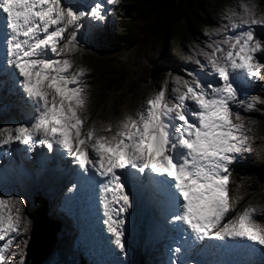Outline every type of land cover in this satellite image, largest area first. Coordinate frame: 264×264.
Instances as JSON below:
<instances>
[{"label":"snow or ice","instance_id":"1","mask_svg":"<svg viewBox=\"0 0 264 264\" xmlns=\"http://www.w3.org/2000/svg\"><path fill=\"white\" fill-rule=\"evenodd\" d=\"M119 4L0 0V108L23 116L0 126V149H46L45 158L62 166L65 200L96 207L109 255H127L128 222L147 199L172 233L165 264H202L193 254L208 248L264 256V205L237 208L242 181L232 184L235 164L252 151L245 119L255 121L242 112L264 106L247 93L264 87V12L254 0L227 6L185 56L194 67L165 76L123 118L98 121L89 111V69L73 57L103 41ZM24 205L0 195V264H24L16 241L31 225Z\"/></svg>","mask_w":264,"mask_h":264},{"label":"trees","instance_id":"2","mask_svg":"<svg viewBox=\"0 0 264 264\" xmlns=\"http://www.w3.org/2000/svg\"><path fill=\"white\" fill-rule=\"evenodd\" d=\"M254 2L258 6L257 12H264L260 11L264 0ZM236 4L237 0H130L123 6L124 15L107 26L101 43L111 50L133 48L134 63L122 66L107 57H96L87 52L80 57V64L92 68L86 78L90 86L91 116L98 121H106V98L112 93L118 96L113 106L114 114L118 116L126 101H143L148 96L146 92L151 90L154 93L167 76L164 70L168 69L169 74H183L182 68L194 67L186 64L184 59L190 48L205 42V31H211L218 25L227 6ZM161 63H166V69ZM19 117V111L10 106L0 114V126ZM259 166L264 168V157ZM26 205L25 202L24 208ZM52 212L56 213L55 207L48 209V215L53 220ZM62 232L56 246L41 264H51L55 257L56 264L72 263L68 251L71 237L69 233ZM22 249L25 250V247Z\"/></svg>","mask_w":264,"mask_h":264},{"label":"rangeland","instance_id":"3","mask_svg":"<svg viewBox=\"0 0 264 264\" xmlns=\"http://www.w3.org/2000/svg\"><path fill=\"white\" fill-rule=\"evenodd\" d=\"M130 0H120V4L116 6L115 11L107 16L106 23H104L103 27L106 31L107 26L110 24V22H113L115 18L120 17L121 15H124V9L123 6L128 4ZM260 11H264V7H261ZM93 53L96 57H107L108 59L114 61V63L122 66H130L135 61V51L133 48L128 50H111L109 47H107L103 43L98 44H91V45H82L81 50L74 55V59L77 60V62L80 61V57L84 53ZM162 68L166 69L167 65L166 63H161ZM92 69V68H88ZM93 71V70H92ZM166 75L169 74V70L166 69ZM264 88L261 86V83H257L255 86L248 88L247 93L248 95L252 96H261L262 99H264V93L261 92L259 89ZM147 95H151L153 92L149 90V92H146ZM1 95V94H0ZM118 99L117 94H110L106 98L107 107L105 112V118L106 121H112L114 122L117 118H123V116L126 114L127 111H131L138 107L142 101H137L136 99H130L126 101V104L122 106L119 110L118 116L114 114L113 106H115V101ZM11 106V105H10ZM9 106V107H10ZM7 108H0V114L6 112ZM19 111V110H18ZM20 117L16 120H11L8 124H14L16 122H20L23 120V116L21 112L19 111ZM245 117H250L252 120L255 121V123L250 124L248 122V119H245V126L249 128L252 131L255 132V136L249 133L250 138L251 137H257L260 141H257L256 144L254 143L252 147V151L250 154H244L243 157L235 164L233 168V176H232V184L235 187L236 181L241 180L242 183L238 188H236V193L238 195H241L242 197L246 198L247 200L240 205L241 207L246 204L250 203L252 205H263L264 204V168L259 166L260 160L264 157V106L257 105V108L255 111L251 113H243ZM5 124V123H4ZM3 124V125H4ZM2 125V126H3ZM22 147V146H20ZM6 152V153H5ZM3 151L5 153V157L8 159V163H13L14 160L10 155H8L7 152L9 151ZM27 159V157H25ZM15 159V158H14ZM3 160V159H2ZM0 160V164L4 163V160ZM11 160V161H10ZM16 160V159H15ZM30 160V159H27ZM33 164L34 169L36 170V165L33 162V160L30 161ZM20 175L21 181H19L17 178H13L14 187L10 189L6 194H0V195H16L20 196L25 199V202L27 203L26 207L24 208L25 214L31 218L30 209L34 210L36 208V204L38 201L45 199L46 200V207L49 209V207H54L55 210L59 211V213H54V216L57 214L65 219V222L67 224V228H64V225L60 224V228L68 233L70 235V241H69V254L70 258L72 260V263L70 264H108V262H115L116 260H123L126 262V264H165V262L168 259V247L171 246L169 243L172 241V233L161 231V233L157 237H152L151 241L149 243H143L140 241L137 237H127L125 238L126 244L128 247V253L124 257H116L112 256L108 257V254H104L102 251L100 254L99 249L95 251H91L92 249H89V251L85 248L87 245V242H85V239L83 240V248L81 250L76 245L75 241V233H80L73 221L72 216L67 212V210H64L61 205L64 203V196H66V192H60L59 196L54 193L56 190L61 187H59L58 184H46L48 187H46L45 183H43V186L46 188V190H43L42 188L38 190H32L31 186L28 184L31 179L34 180L32 176L31 169L27 171V169ZM37 171V170H36ZM38 174V171L37 173ZM35 174V175H36ZM19 176V177H20ZM23 176V178H22ZM21 184H26L28 187L27 189H20ZM66 184V182H64ZM56 185V186H55ZM20 187V188H19ZM24 187V186H23ZM48 188V189H47ZM62 191V190H61ZM63 193V194H62ZM260 203V204H259ZM52 215V214H51ZM59 216V218H60ZM61 219V218H60ZM58 225V224H57ZM59 227V225H58ZM74 229V230H73ZM132 230L135 229V227H131ZM29 233H31V225L30 229L27 233H25L22 237H17L16 241L21 242V248L26 247ZM63 232L58 231L57 236L59 238L61 237V234ZM71 233V234H70ZM65 234V233H64ZM74 237V238H73ZM80 239V238H79ZM15 246V245H13ZM175 245L173 244L172 247ZM79 249V251H78ZM95 249V248H94ZM23 250V249H22ZM90 252V253H88ZM24 254V262H25V250H23ZM57 263V257L53 260L51 264ZM69 264V263H68Z\"/></svg>","mask_w":264,"mask_h":264},{"label":"bare ground","instance_id":"4","mask_svg":"<svg viewBox=\"0 0 264 264\" xmlns=\"http://www.w3.org/2000/svg\"><path fill=\"white\" fill-rule=\"evenodd\" d=\"M261 92H263L264 93V88H260L259 89ZM255 132L256 131H252V130H250V134H252V135H254L255 136ZM251 137L250 138V136H249V143L251 144V146L255 143L256 144V142L257 141H260L259 140V138H257V137ZM264 140V139H263ZM23 147V146H22ZM22 147H20V145H17V144H14L13 146H12V148L11 149H8L7 148V146H5L3 149H0V154L1 153H3V151L5 152V151H12L13 152V154L11 155V157H12V159L14 160V162L13 163H11V164H9L8 162H7V158L4 160V163L2 164V166H1V168H3V170H4V175L10 180V181H13V178L15 179V178H17L19 181H21L20 179H21V174H22V170H26L27 169V171L29 170V169H31V171H29L30 173H32V175H34V176H32L33 178L36 176V181L35 180H33V179H31V181H29V185L31 186V189L32 190H35V187L36 186H40V189L42 188V186L41 185H38V184H43V183H45V185L46 184H48L49 186H50V184L49 183H53V184H58L59 185V187H61L60 189L58 188L57 190H56V192L54 193V195L56 194L57 196H59V194H60V192H63L64 193V191H65V184H64V182H66L65 180H64V178H63V169H62V166H60V165H56V166H53V164H52V162H50V161H47V166H46V171H47V173H46V175H43V174H36L37 173V171L34 169V167H33V164L30 162L31 160H27L25 157H26V153H24V152H22V151H19L18 149H21ZM37 151H39V152H41L42 153V150L39 148V146H37L36 148H35ZM40 153V154H41ZM16 160H15V159ZM45 158V157H44ZM11 161V160H10ZM36 174V175H35ZM22 175H24V172H23V174ZM20 176V177H19ZM22 178H23V176H22ZM7 179V180H8ZM2 182H4V181H2ZM22 182V181H21ZM14 183V182H13ZM52 184V185H53ZM24 186V187H23ZM27 185L26 184H21V188L20 189H27L28 187H26ZM56 186V185H55ZM14 187V186H13ZM46 187H48L47 185H46ZM49 188V187H48ZM47 188V189H48ZM43 190H46V188L43 186V188H42ZM62 190V191H61ZM62 193V194H63ZM0 194H2V193H0ZM67 195V194H66ZM41 201V200H40ZM240 204V202L237 204V208H240V207H238V205ZM55 207V206H54ZM141 209H140V211L142 212L143 211V213H144V215H145V218H146V220L148 221V226H146V225H144L143 223H140L138 226H136V227H141L142 228V232H141V234L139 235V236H136L137 238H139L140 239V241L141 242H143L144 244L146 243H149L150 241H151V239H152V237H157L160 233H161V231H165V232H167L168 233V231L167 230H165L164 228H162L161 226H160V223H159V221H158V216H157V214L155 213V211H154V209H153V206H152V204H151V202L150 201H148L147 199L143 202V203H141ZM56 213H59V211H56ZM59 216H60V214L59 215H55L54 216V218H53V221L56 223V224H58L59 225V229H60V231L62 232V231H64L63 230V228L61 229L60 227V224H61V222L60 221H62V224L64 225V228L66 229L67 228V224H66V222H65V219L63 218V217H61L60 216V218H59ZM60 220V221H59ZM61 224V225H62ZM64 232H66V230L64 231ZM89 237V239H90V241L92 242H89L88 243V241L85 239V238H83V237H81L80 239H78L79 241H78V244L80 245V248H83L82 246H84L83 245V240L85 239V242H87V245L85 246V248L89 251V249H94L97 245H99V238H98V236H97V234H95V233H92L91 235H89L88 236ZM171 246L173 245L172 244V241H170V243H169ZM82 245V246H81ZM81 250V249H80ZM216 251V249L215 248H208L207 250H204V253H211V252H215ZM203 253V254H204ZM234 254H231V261L234 263V264H241V262H245V264H264V261L262 260V258L260 257V255H258L257 253H254V254H245V253H243L242 255H238V253L237 252H233ZM108 254V253H107ZM109 255V254H108ZM108 257H111V255H109ZM210 259H212V257H210L209 258V261H207L209 264H212V263H210L211 262V260ZM207 260V259H206ZM225 259L222 257V256H219L218 257V263L219 264H226V262L224 261ZM207 263V264H208ZM214 264H216V262L214 263Z\"/></svg>","mask_w":264,"mask_h":264},{"label":"water","instance_id":"5","mask_svg":"<svg viewBox=\"0 0 264 264\" xmlns=\"http://www.w3.org/2000/svg\"><path fill=\"white\" fill-rule=\"evenodd\" d=\"M46 200L38 201L31 214V233L25 247L24 264H41L56 246L59 227L49 217Z\"/></svg>","mask_w":264,"mask_h":264}]
</instances>
